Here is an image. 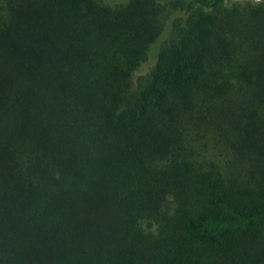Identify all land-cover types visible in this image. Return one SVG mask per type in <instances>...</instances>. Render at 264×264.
<instances>
[{"label":"trees","instance_id":"16d2710c","mask_svg":"<svg viewBox=\"0 0 264 264\" xmlns=\"http://www.w3.org/2000/svg\"><path fill=\"white\" fill-rule=\"evenodd\" d=\"M0 264H264V0H0Z\"/></svg>","mask_w":264,"mask_h":264},{"label":"rangeland","instance_id":"374dc122","mask_svg":"<svg viewBox=\"0 0 264 264\" xmlns=\"http://www.w3.org/2000/svg\"><path fill=\"white\" fill-rule=\"evenodd\" d=\"M100 1H103L108 4H113L120 2L122 0H100ZM164 38H165V33L162 32V34L145 51V54L141 59L140 63L129 77L128 88L125 92L127 96L132 95L137 90L139 83L147 75L148 71L153 65L155 59V51ZM140 226L146 230V224L144 222H141Z\"/></svg>","mask_w":264,"mask_h":264}]
</instances>
